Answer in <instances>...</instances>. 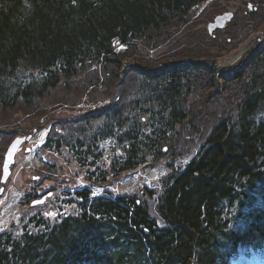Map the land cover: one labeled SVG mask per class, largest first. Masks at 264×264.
<instances>
[{"label":"trees","instance_id":"obj_1","mask_svg":"<svg viewBox=\"0 0 264 264\" xmlns=\"http://www.w3.org/2000/svg\"><path fill=\"white\" fill-rule=\"evenodd\" d=\"M203 1L0 0V113L10 117L24 107L39 125L53 90L73 85L75 104L95 83L110 82L112 90L129 68L128 108L92 113L87 120L96 125L82 136L55 132L52 143L87 159L100 139L114 136L125 157L113 164L116 171L148 155L183 156L185 129V139L197 133L202 144L155 199H97L60 225L7 235L0 264H227L233 239L264 244V42L235 68L215 64L249 38L250 28L264 29V0H252L256 9L244 8L213 34L206 24L223 8L214 2L194 18L190 7ZM115 40L127 48L116 51ZM164 43L167 51L156 59L139 52V45ZM238 208L248 209L234 234Z\"/></svg>","mask_w":264,"mask_h":264},{"label":"rangeland","instance_id":"obj_2","mask_svg":"<svg viewBox=\"0 0 264 264\" xmlns=\"http://www.w3.org/2000/svg\"><path fill=\"white\" fill-rule=\"evenodd\" d=\"M183 30V28L177 33L175 34L172 38H178L181 36V31ZM251 30H249L250 32ZM256 32V30H252L251 35H253ZM164 46L161 48L156 49L154 52H150L148 48L144 47L143 45L140 46L139 48V52L141 53L142 56H144L145 58H148L147 54H151L149 56V58L151 59H156L159 55H161L168 47L166 46V43L163 44ZM157 52H159L160 54H157ZM138 54V53H136ZM233 51L231 53H229L225 59V61L222 63V65H230V61H228L227 59L234 56L233 55ZM135 60H126L125 62H134ZM223 61V59L221 60ZM232 63V62H231ZM125 72H122V70L119 72L118 75V79L115 81V85L113 87L112 90L108 89V87H110V82H107L105 85L103 84V82L100 83H95L92 86H89L86 91L83 92L81 98L74 104V96H72L69 92V90H74L73 89V85L70 88H65L64 86H60L59 88L55 89L52 91V95H50V97H48L46 99V103L44 102V106L42 107V109L40 110L41 112L44 113H50V114H54L57 119H61L62 117H70V122L73 123H78V124H86L85 121H82V117L85 116V113L94 108V107H98L101 105H108L111 106V102L110 100H113L112 98L114 97H119L120 100L118 101V104H120L121 106H124L125 108L129 107V103H130V95H129V91L128 94L126 95L124 93V90L128 88L129 84L127 83V77L128 74L131 72V70L129 68H125ZM122 72V73H121ZM123 77V80L121 82H119V79L121 76ZM75 89H79V86L76 84ZM130 89V88H129ZM226 94V93H225ZM105 97L107 99H102V100H98L97 102H93L94 97L100 98V97ZM206 95H204L205 97ZM222 97V102H224L225 97L224 94L220 95ZM200 98H202V96L200 95ZM62 100V101H60ZM102 101V102H101ZM109 101V102H108ZM83 102V103H81ZM108 102V103H106ZM221 102V101H219ZM46 104H50L52 108L47 109ZM59 104H62L60 106H57ZM221 105V103L219 104ZM24 107H22L20 109V111H14L12 112L10 117H6L5 115L8 114H2L0 113V134L2 135L3 138H7L8 136L13 135L12 131H18V132H25L26 129L31 125V123L33 122V120H35L36 117H33L34 114L32 113H26L23 109ZM76 112V113H75ZM7 120L8 123H5V119ZM96 123H93L91 127L95 126ZM90 127V128H91ZM7 132V133H5ZM185 134L186 132L191 134V130H184L183 131ZM182 133V138L180 140V142L182 143L183 140H188L190 143L189 145L186 143L185 146H181L185 149V151H189L188 153H194L196 150L197 146H200L201 144L198 142V135L197 133L192 134V138L191 139H185L186 135ZM193 139V141H192ZM110 148H112V142H107L106 143ZM3 145H4V140L0 141V152L3 149ZM105 145V147L107 146ZM193 145V147L191 148V146ZM114 150L111 152L109 149L108 151H106L105 157H101L100 159V167H92V170H94V175L93 173H87L84 172V170L82 169H78V168H73L72 167V174L73 176H78L80 181L84 182L85 184H90L92 183V180L96 178V180L98 181V183L101 184L102 188L104 190H110L112 191L113 194H126V193H131L132 191H135L141 187H145L142 186L141 184L145 183V179H142L140 182H138L136 184V186L134 187V189L130 192L131 188L129 187L130 183L127 185H125L124 182V178L128 175H130V172H113L112 169V173L109 172L108 170H110V163H109V157H110V153H113ZM63 163H67L66 159L62 160ZM61 162V161H60ZM149 163L151 162V160L148 161ZM180 163H184V161H181ZM162 166V165H159ZM143 169H152L150 167H142ZM28 169L31 171H33L34 167H28ZM70 169V168H69ZM74 169V170H73ZM149 171V170H148ZM170 170H168L169 172ZM84 173H86V176H84ZM114 176H113V175ZM88 180V182H86L85 180ZM133 183V182H132ZM150 187H155L157 186V183L155 181H152L151 185H149ZM240 251H243V249H240ZM243 259L244 256H241L237 262H233V264H243ZM264 259V258H263Z\"/></svg>","mask_w":264,"mask_h":264},{"label":"bare ground","instance_id":"obj_3","mask_svg":"<svg viewBox=\"0 0 264 264\" xmlns=\"http://www.w3.org/2000/svg\"><path fill=\"white\" fill-rule=\"evenodd\" d=\"M240 56H236L234 59H238ZM193 140V139H192ZM169 169L168 166H162L160 168H155V169H152L150 172H148L147 170L145 171H142L140 172L139 174H130V176L127 177V180L132 182L133 180H136L138 181L140 178H143V177H147L148 179H159V177L164 173L166 172L167 170ZM135 185V182L134 184ZM13 209H14V202L11 203L5 210V214H10L12 215L13 214ZM238 211L239 212H242L239 208H238Z\"/></svg>","mask_w":264,"mask_h":264},{"label":"water","instance_id":"obj_4","mask_svg":"<svg viewBox=\"0 0 264 264\" xmlns=\"http://www.w3.org/2000/svg\"><path fill=\"white\" fill-rule=\"evenodd\" d=\"M231 16V14H226V15H223V16H219L216 18V23L214 24H211L210 25V29L212 30L213 28H215L216 26H222L224 24V21L226 18H229ZM16 144H19L20 143V140H16L15 141ZM14 154V153H13ZM13 154L11 155V159H12V156Z\"/></svg>","mask_w":264,"mask_h":264},{"label":"snow or ice","instance_id":"obj_5","mask_svg":"<svg viewBox=\"0 0 264 264\" xmlns=\"http://www.w3.org/2000/svg\"><path fill=\"white\" fill-rule=\"evenodd\" d=\"M5 170H7V162L5 164ZM95 194L96 193H93V195H95ZM49 195H51V193H49ZM45 215H48L50 217H55L57 214L56 213H46ZM0 231H2V229H0ZM145 231H147V230L145 229Z\"/></svg>","mask_w":264,"mask_h":264}]
</instances>
